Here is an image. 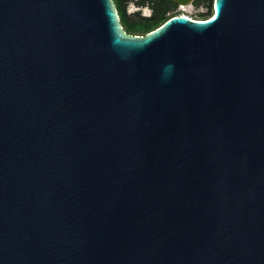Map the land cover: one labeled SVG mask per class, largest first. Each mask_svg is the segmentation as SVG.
<instances>
[{
	"label": "water",
	"instance_id": "1",
	"mask_svg": "<svg viewBox=\"0 0 264 264\" xmlns=\"http://www.w3.org/2000/svg\"><path fill=\"white\" fill-rule=\"evenodd\" d=\"M0 264H264V0H0Z\"/></svg>",
	"mask_w": 264,
	"mask_h": 264
},
{
	"label": "trees",
	"instance_id": "2",
	"mask_svg": "<svg viewBox=\"0 0 264 264\" xmlns=\"http://www.w3.org/2000/svg\"><path fill=\"white\" fill-rule=\"evenodd\" d=\"M125 2L126 0H113L124 31L131 35H144L158 27L167 18L179 15V13H169L177 5L173 0H141V4L148 3L151 8V14L142 16L138 20H130L125 12ZM193 3L196 6L202 5L206 8H211L212 0H194ZM199 15L202 17L201 19H205L207 14L200 13Z\"/></svg>",
	"mask_w": 264,
	"mask_h": 264
},
{
	"label": "rangeland",
	"instance_id": "3",
	"mask_svg": "<svg viewBox=\"0 0 264 264\" xmlns=\"http://www.w3.org/2000/svg\"><path fill=\"white\" fill-rule=\"evenodd\" d=\"M141 0H126L124 7L127 17L130 20H138L142 16H149L151 14V8L148 3L141 4ZM213 11V0L211 3V8H206L202 5L196 6L193 1L190 4L176 5L169 13H179V15H186L192 19H201L200 13L207 14L208 17Z\"/></svg>",
	"mask_w": 264,
	"mask_h": 264
},
{
	"label": "snow or ice",
	"instance_id": "4",
	"mask_svg": "<svg viewBox=\"0 0 264 264\" xmlns=\"http://www.w3.org/2000/svg\"><path fill=\"white\" fill-rule=\"evenodd\" d=\"M213 19H215V17H213Z\"/></svg>",
	"mask_w": 264,
	"mask_h": 264
},
{
	"label": "built area",
	"instance_id": "5",
	"mask_svg": "<svg viewBox=\"0 0 264 264\" xmlns=\"http://www.w3.org/2000/svg\"><path fill=\"white\" fill-rule=\"evenodd\" d=\"M182 15H184V14H182Z\"/></svg>",
	"mask_w": 264,
	"mask_h": 264
},
{
	"label": "flooded vegetation",
	"instance_id": "6",
	"mask_svg": "<svg viewBox=\"0 0 264 264\" xmlns=\"http://www.w3.org/2000/svg\"><path fill=\"white\" fill-rule=\"evenodd\" d=\"M193 2H194V0H193Z\"/></svg>",
	"mask_w": 264,
	"mask_h": 264
},
{
	"label": "bare ground",
	"instance_id": "7",
	"mask_svg": "<svg viewBox=\"0 0 264 264\" xmlns=\"http://www.w3.org/2000/svg\"><path fill=\"white\" fill-rule=\"evenodd\" d=\"M189 17V16H188Z\"/></svg>",
	"mask_w": 264,
	"mask_h": 264
}]
</instances>
